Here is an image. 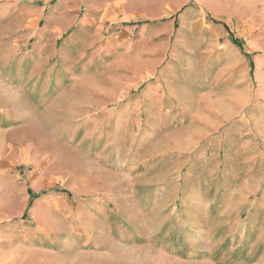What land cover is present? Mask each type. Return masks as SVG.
Wrapping results in <instances>:
<instances>
[{"label": "rangeland", "instance_id": "rangeland-1", "mask_svg": "<svg viewBox=\"0 0 264 264\" xmlns=\"http://www.w3.org/2000/svg\"><path fill=\"white\" fill-rule=\"evenodd\" d=\"M85 18L140 48H76ZM37 228L64 262L264 264V0H0V264Z\"/></svg>", "mask_w": 264, "mask_h": 264}, {"label": "crops", "instance_id": "crops-1", "mask_svg": "<svg viewBox=\"0 0 264 264\" xmlns=\"http://www.w3.org/2000/svg\"><path fill=\"white\" fill-rule=\"evenodd\" d=\"M82 23V24H81ZM80 25L78 24V30L76 33H74L71 38L70 42H72L73 45L76 46V48L79 46V44H83L80 48H140L139 44H137L138 41L132 40L129 36L127 37L126 33L124 34L122 32H118L117 34H114L110 37L109 41L107 43H104L102 38L94 37V35H89V30L87 29V26L90 27L89 19H84ZM82 34H84V42L82 41ZM42 235H45L46 238H44ZM32 238L31 241L28 239L27 242H19L16 246V251L14 249L9 250V253H18L20 254V257H12L10 260L7 261V264H62L64 262V258L59 256L60 254L55 251L58 250L61 246V243L57 238L55 239V236L46 233L44 230L37 228L32 231ZM48 242L45 244L42 243L44 239H48ZM50 246L49 248H45L44 246ZM70 245H76L74 239L72 244ZM98 244V241H92L90 246L93 247L94 250L102 249L103 247ZM73 247V246H72ZM93 250V251H94ZM102 255H99L97 258L92 260V264H110L109 260L102 258ZM107 260V261H106ZM116 260H113V264H116ZM63 264H78V261L75 258H69L66 262Z\"/></svg>", "mask_w": 264, "mask_h": 264}, {"label": "trees", "instance_id": "trees-1", "mask_svg": "<svg viewBox=\"0 0 264 264\" xmlns=\"http://www.w3.org/2000/svg\"><path fill=\"white\" fill-rule=\"evenodd\" d=\"M232 43H233L236 47H240L239 44H238V42H237L236 40L232 39ZM251 69H253V68H252V65H251Z\"/></svg>", "mask_w": 264, "mask_h": 264}]
</instances>
